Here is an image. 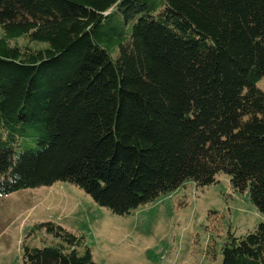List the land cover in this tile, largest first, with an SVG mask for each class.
Listing matches in <instances>:
<instances>
[{
	"label": "trees",
	"instance_id": "16d2710c",
	"mask_svg": "<svg viewBox=\"0 0 264 264\" xmlns=\"http://www.w3.org/2000/svg\"><path fill=\"white\" fill-rule=\"evenodd\" d=\"M0 28V197L65 182L126 216L225 173L264 215V0H0ZM40 233L23 264H95ZM222 264H264V222Z\"/></svg>",
	"mask_w": 264,
	"mask_h": 264
},
{
	"label": "rangeland",
	"instance_id": "374dc122",
	"mask_svg": "<svg viewBox=\"0 0 264 264\" xmlns=\"http://www.w3.org/2000/svg\"><path fill=\"white\" fill-rule=\"evenodd\" d=\"M44 222L82 237L95 264H222L225 245L254 232L264 215L248 192L232 188L225 173L204 188L186 181L126 216L99 206L77 186L58 182L0 197V264H23L26 241L51 243L45 233L31 235Z\"/></svg>",
	"mask_w": 264,
	"mask_h": 264
}]
</instances>
